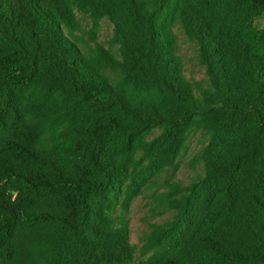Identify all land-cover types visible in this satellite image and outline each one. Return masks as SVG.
<instances>
[{
    "label": "trees",
    "instance_id": "16d2710c",
    "mask_svg": "<svg viewBox=\"0 0 264 264\" xmlns=\"http://www.w3.org/2000/svg\"><path fill=\"white\" fill-rule=\"evenodd\" d=\"M258 18L264 0H0V264H264ZM102 20L109 48L83 36ZM197 132L203 175L153 191L171 218L131 243L129 204Z\"/></svg>",
    "mask_w": 264,
    "mask_h": 264
},
{
    "label": "rangeland",
    "instance_id": "374dc122",
    "mask_svg": "<svg viewBox=\"0 0 264 264\" xmlns=\"http://www.w3.org/2000/svg\"><path fill=\"white\" fill-rule=\"evenodd\" d=\"M257 25L264 23V18H258ZM84 39L90 41L94 36L97 43L109 48V41L112 37V26L107 20H102L93 30L91 22L86 21L82 26ZM177 54L181 62L182 71L192 83L205 87L207 77L205 67L197 59L194 45L186 40L181 32H176ZM93 46V44L90 42ZM204 149V138L201 132L191 135L177 158L174 170L160 175L152 182L144 193L136 196L128 206L124 215L127 224L129 241L140 246V236L149 230V225L161 223L171 218V213L158 215L156 205L152 202L153 191L162 192L164 183L167 180L179 181L183 184H190L195 178L203 175L204 166L201 161ZM119 213V209L117 210Z\"/></svg>",
    "mask_w": 264,
    "mask_h": 264
}]
</instances>
